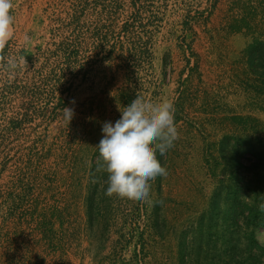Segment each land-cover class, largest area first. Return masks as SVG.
<instances>
[{"label": "rangeland", "instance_id": "374dc122", "mask_svg": "<svg viewBox=\"0 0 264 264\" xmlns=\"http://www.w3.org/2000/svg\"><path fill=\"white\" fill-rule=\"evenodd\" d=\"M13 4L4 55L18 67L0 70V264H142L156 179L151 204L107 197L95 147L103 122L114 124L137 95L176 109L179 138L162 156L166 220L150 252L151 264H176L181 232L221 177L208 167L222 137L232 145L234 135L264 133L263 89L246 64L249 45L264 41V1ZM64 107L75 112L69 124ZM256 234L264 244V228Z\"/></svg>", "mask_w": 264, "mask_h": 264}, {"label": "trees", "instance_id": "16d2710c", "mask_svg": "<svg viewBox=\"0 0 264 264\" xmlns=\"http://www.w3.org/2000/svg\"><path fill=\"white\" fill-rule=\"evenodd\" d=\"M246 64L257 80L255 88L263 89L264 101L263 40L255 39L249 45ZM228 138L229 135L222 137L218 157L214 155L208 167L221 177L207 198L205 209L181 232L175 246L176 264H264V244L256 234L258 228H264V133L234 135L232 145L226 141ZM245 151L251 155L248 164L241 159ZM162 156L157 153L161 166ZM242 168L250 173L248 180L240 174ZM160 181L158 176L155 208L146 210V224L139 231L138 258L142 264H151L152 244L157 242L156 234L166 220L159 211L163 201Z\"/></svg>", "mask_w": 264, "mask_h": 264}, {"label": "clouds", "instance_id": "9594fccd", "mask_svg": "<svg viewBox=\"0 0 264 264\" xmlns=\"http://www.w3.org/2000/svg\"><path fill=\"white\" fill-rule=\"evenodd\" d=\"M13 9V0H0V70L8 72L18 67L15 58L4 55L14 36V16L10 14ZM24 40L28 42L29 38L25 36ZM119 110L121 117L114 124L103 122V135L95 146L99 152L96 172L107 173V197L151 204L150 181L168 175L157 159V153L164 155L179 138L176 109L171 101L146 102L137 95ZM61 111L69 124L75 115L74 109L64 107ZM261 210L264 211V205Z\"/></svg>", "mask_w": 264, "mask_h": 264}]
</instances>
